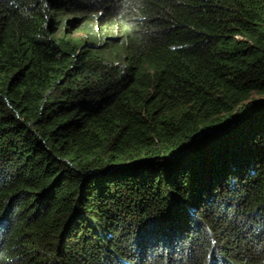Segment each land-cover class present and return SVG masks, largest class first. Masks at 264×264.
Returning <instances> with one entry per match:
<instances>
[{
	"label": "trees",
	"instance_id": "trees-1",
	"mask_svg": "<svg viewBox=\"0 0 264 264\" xmlns=\"http://www.w3.org/2000/svg\"><path fill=\"white\" fill-rule=\"evenodd\" d=\"M0 264H264V0H0Z\"/></svg>",
	"mask_w": 264,
	"mask_h": 264
}]
</instances>
